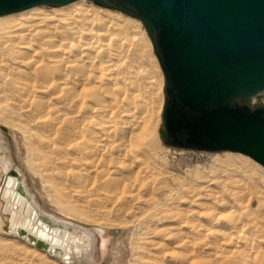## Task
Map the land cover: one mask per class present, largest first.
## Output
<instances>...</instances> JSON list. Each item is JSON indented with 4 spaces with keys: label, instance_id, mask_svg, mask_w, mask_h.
Wrapping results in <instances>:
<instances>
[{
    "label": "bare ground",
    "instance_id": "6f19581e",
    "mask_svg": "<svg viewBox=\"0 0 264 264\" xmlns=\"http://www.w3.org/2000/svg\"><path fill=\"white\" fill-rule=\"evenodd\" d=\"M24 12L11 19L0 16V57L5 60L0 61V124L23 137L24 163L34 180L44 190L52 187L60 204L83 206L93 194L120 210L141 205V215H168L175 264H264V203L258 209L229 203L221 208L225 217L212 212L205 222L191 206L178 216L166 210L169 202L185 201L203 210L221 197L208 194L211 190L202 196L200 185L169 188L148 151L145 124L152 95L140 92L139 75L126 66L125 53L137 38L120 17L75 2L54 11ZM152 84L159 90L163 81ZM213 181L207 180L205 188ZM245 191L232 196L238 200ZM211 223L215 228H208ZM0 231L61 264H91L99 249L100 230L43 210L14 166L3 134ZM11 243L29 252L18 240H5Z\"/></svg>",
    "mask_w": 264,
    "mask_h": 264
},
{
    "label": "water",
    "instance_id": "95a60500",
    "mask_svg": "<svg viewBox=\"0 0 264 264\" xmlns=\"http://www.w3.org/2000/svg\"><path fill=\"white\" fill-rule=\"evenodd\" d=\"M80 0H0V16ZM141 19L167 81L168 142L264 168V0H96Z\"/></svg>",
    "mask_w": 264,
    "mask_h": 264
},
{
    "label": "rangeland",
    "instance_id": "374dc122",
    "mask_svg": "<svg viewBox=\"0 0 264 264\" xmlns=\"http://www.w3.org/2000/svg\"><path fill=\"white\" fill-rule=\"evenodd\" d=\"M75 3L95 9L99 8L112 16L120 17L121 23L128 27L132 37L136 36L137 41L125 53L126 66L134 77L139 75L136 81H138L140 92H151L152 102L148 113L149 117L145 124V131L149 138L147 148L158 166L166 174L169 188L179 186L182 189L190 186L197 188L200 185L202 196L211 190L208 194L221 197L218 201H203L207 202L203 210L199 205H188L189 202L187 201H185V205L169 202L165 207L166 210L178 216L183 213L182 209L191 206V208L199 211L201 215L198 217L199 221L205 222L204 217L212 212L218 213V216L221 215L222 218L225 217L224 214H220L221 208L229 203H235L239 207L251 203L254 209H258L264 203V168L259 163L239 153L177 148L168 142L165 119L168 85L154 42L144 22L119 9L102 7L96 3V0H80ZM62 6L64 5L47 4L33 8L54 11ZM21 13L25 12L6 16L11 19ZM1 60L4 59L0 57ZM158 81H163L162 88L153 90L155 86L152 83ZM243 103L253 108L264 107V92L244 99ZM1 134L11 148L14 166L24 173L32 194L41 204L43 210L49 215H54L67 222L88 229L100 230V236L97 235L99 240L98 253L91 264H175L173 260L175 251L171 250L172 247L167 240L170 234L174 233V228L169 225L171 220L168 215L161 213L153 218L146 214H144L146 216L141 215V209H139L143 207L141 205L120 210L119 205L97 201L98 198L93 194L83 206L79 203H77V207H73L70 203L65 205L57 203L55 190L50 186H46V190H44L40 182L34 180L26 168L24 163L26 157L23 155L26 152V147L23 137L19 133L15 134L12 128L3 124H0ZM211 179L216 180L215 184L213 181V186L205 188L206 181ZM246 188L248 192L239 194V199L235 200L232 196L234 191L246 190ZM63 192L68 193L65 187H63ZM156 198L159 201L163 197L158 192ZM69 201L74 202L75 198L72 197ZM191 217L193 215L189 213L188 218ZM212 227L215 228L214 223L208 224V228ZM255 237L258 239L259 235L256 233ZM8 239L18 240L24 244L17 237L9 236L0 231V264H61L59 260L49 254L32 249L26 244L24 245L25 247L28 246L27 251L29 252L25 254V248L22 250L12 243L5 244V240ZM103 240L106 241L104 249L101 246ZM20 243L18 246L22 245Z\"/></svg>",
    "mask_w": 264,
    "mask_h": 264
}]
</instances>
